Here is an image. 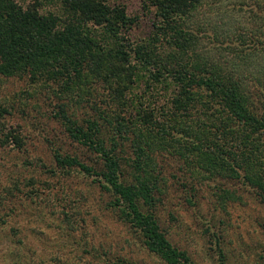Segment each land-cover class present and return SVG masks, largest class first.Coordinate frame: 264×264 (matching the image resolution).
<instances>
[{
  "label": "trees",
  "instance_id": "1",
  "mask_svg": "<svg viewBox=\"0 0 264 264\" xmlns=\"http://www.w3.org/2000/svg\"><path fill=\"white\" fill-rule=\"evenodd\" d=\"M45 1L0 0V76L24 80L22 94L41 95L93 156L55 147L48 173L93 175L160 264H193L155 215L169 178L234 180L264 207V0L142 1L150 21L137 38L119 3ZM1 142L22 144L9 129Z\"/></svg>",
  "mask_w": 264,
  "mask_h": 264
},
{
  "label": "rangeland",
  "instance_id": "2",
  "mask_svg": "<svg viewBox=\"0 0 264 264\" xmlns=\"http://www.w3.org/2000/svg\"><path fill=\"white\" fill-rule=\"evenodd\" d=\"M107 1L138 17L130 38L145 36L146 0ZM24 88H29L24 80L0 76V107L7 110L0 115V264H160L108 205L109 193L93 175L48 173L55 147L85 162L94 159L68 141L43 97L36 92L28 97ZM8 129L19 136V148L1 142ZM170 163L167 172L174 167ZM11 182L19 189L11 202L4 201L1 189ZM155 215L167 239L193 264H264V207L237 181L200 180L182 187L169 178Z\"/></svg>",
  "mask_w": 264,
  "mask_h": 264
}]
</instances>
